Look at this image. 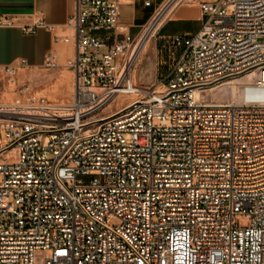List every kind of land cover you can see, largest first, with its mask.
<instances>
[{"label":"built area","instance_id":"obj_1","mask_svg":"<svg viewBox=\"0 0 264 264\" xmlns=\"http://www.w3.org/2000/svg\"><path fill=\"white\" fill-rule=\"evenodd\" d=\"M121 2L76 0L70 101L0 99V264H264V0L202 1L161 90L135 75L160 13L134 38ZM230 81L239 103L201 98Z\"/></svg>","mask_w":264,"mask_h":264},{"label":"crops","instance_id":"obj_2","mask_svg":"<svg viewBox=\"0 0 264 264\" xmlns=\"http://www.w3.org/2000/svg\"><path fill=\"white\" fill-rule=\"evenodd\" d=\"M149 2L150 5H146ZM169 0H122L120 24L132 37L138 38L146 27L164 9ZM76 11V0H0V14L16 17L21 24L33 23L42 18L51 28H41L36 33H25L19 27H5L0 30V99L2 101L37 99L43 95L51 101H70L74 94V72L65 67L76 55V31L71 18ZM205 13L200 3L185 2L176 5L162 20L154 38V59L156 80L161 81L168 71L170 61L165 58V38L169 36H193L204 25ZM101 36H109L104 33ZM52 56L59 68H44L45 58ZM26 59L25 67H18L10 77L6 68ZM66 74L69 90L62 98L52 93L55 74ZM30 76L33 86H43L36 93L28 95L13 88L12 80L18 84ZM31 87V86H30ZM26 91L29 88L25 89ZM46 95V96H44ZM71 96V97H70Z\"/></svg>","mask_w":264,"mask_h":264},{"label":"rangeland","instance_id":"obj_3","mask_svg":"<svg viewBox=\"0 0 264 264\" xmlns=\"http://www.w3.org/2000/svg\"><path fill=\"white\" fill-rule=\"evenodd\" d=\"M171 0H169L170 2ZM202 1H214V0H179L177 5L183 4L185 2H194V3H201ZM168 2V3H169ZM167 3V4H168ZM173 4V3H172ZM176 6V5H175ZM166 7V6H165ZM164 7V9H165ZM164 9L162 11H164ZM161 11V12H162ZM160 12V13H161ZM154 38L149 42L146 54L142 56L141 61L138 65V68L136 70V79L137 83L145 90H157V88L161 87V81L156 80V67H155V59H154ZM168 60V59H167ZM13 88H15L16 91H21L22 95L24 93H29L33 91V93L39 91L43 86H33L32 79L28 75L26 78L22 81V83L18 84L16 80H12ZM54 85L52 93L56 95L59 99L62 98V95L69 90V82L66 74H60L57 72L54 77ZM237 85V84H236ZM31 86V87H30ZM26 88H29V90H25ZM206 98L203 99L206 102H212L210 92H207ZM43 95H40V97ZM46 96V95H44ZM47 97V96H46ZM36 98H39V96H36ZM224 104L232 103L231 99H224ZM216 102V101H215ZM110 107L106 109V111H110L112 108L116 106L115 101H113ZM154 123L157 125L159 124V120H155ZM1 181V177H0ZM250 216L249 215H236L234 217V223H237L241 228L247 227L250 225ZM112 225L117 224V220L113 219L111 220Z\"/></svg>","mask_w":264,"mask_h":264},{"label":"bare ground","instance_id":"obj_4","mask_svg":"<svg viewBox=\"0 0 264 264\" xmlns=\"http://www.w3.org/2000/svg\"><path fill=\"white\" fill-rule=\"evenodd\" d=\"M178 1L179 0H174L173 4H171L168 8H166L164 11H162L159 14L157 20L147 29L148 35H150V34L154 35V33L156 32V29L161 24L162 20L169 14V12L175 7V5H177ZM148 45H149V40L144 42V44L142 46L140 59L142 58V56H144L146 54ZM250 78H251V75L248 77H243L241 79V81H249ZM236 84H237V81H230V82L225 83L223 86H221L219 88H215V89L211 90L210 95H212L211 96L212 102H209L210 105H213V106L226 105L223 103L224 99H231L232 102L239 103L241 101V95L238 92V88H237ZM157 90H161V87L157 88ZM201 98L205 99L206 95H201ZM66 102L67 101H64L63 103H66Z\"/></svg>","mask_w":264,"mask_h":264},{"label":"water","instance_id":"obj_5","mask_svg":"<svg viewBox=\"0 0 264 264\" xmlns=\"http://www.w3.org/2000/svg\"><path fill=\"white\" fill-rule=\"evenodd\" d=\"M173 2H174V0H171V1L166 5L165 9L168 8ZM165 9H164V10H165Z\"/></svg>","mask_w":264,"mask_h":264}]
</instances>
